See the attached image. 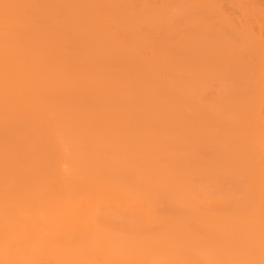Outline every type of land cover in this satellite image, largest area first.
Returning <instances> with one entry per match:
<instances>
[{
    "label": "bare ground",
    "instance_id": "obj_1",
    "mask_svg": "<svg viewBox=\"0 0 264 264\" xmlns=\"http://www.w3.org/2000/svg\"><path fill=\"white\" fill-rule=\"evenodd\" d=\"M263 3L0 0V264H264Z\"/></svg>",
    "mask_w": 264,
    "mask_h": 264
},
{
    "label": "rangeland",
    "instance_id": "obj_2",
    "mask_svg": "<svg viewBox=\"0 0 264 264\" xmlns=\"http://www.w3.org/2000/svg\"><path fill=\"white\" fill-rule=\"evenodd\" d=\"M262 1V3L264 2V0H261ZM263 5H264V3H263Z\"/></svg>",
    "mask_w": 264,
    "mask_h": 264
}]
</instances>
